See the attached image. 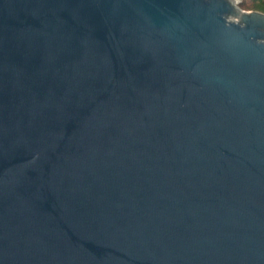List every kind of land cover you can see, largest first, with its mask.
Returning <instances> with one entry per match:
<instances>
[{
    "label": "water",
    "instance_id": "1",
    "mask_svg": "<svg viewBox=\"0 0 264 264\" xmlns=\"http://www.w3.org/2000/svg\"><path fill=\"white\" fill-rule=\"evenodd\" d=\"M241 2L0 0V264H264Z\"/></svg>",
    "mask_w": 264,
    "mask_h": 264
},
{
    "label": "rangeland",
    "instance_id": "2",
    "mask_svg": "<svg viewBox=\"0 0 264 264\" xmlns=\"http://www.w3.org/2000/svg\"><path fill=\"white\" fill-rule=\"evenodd\" d=\"M240 6L245 10H255L254 9V0H242Z\"/></svg>",
    "mask_w": 264,
    "mask_h": 264
},
{
    "label": "trees",
    "instance_id": "3",
    "mask_svg": "<svg viewBox=\"0 0 264 264\" xmlns=\"http://www.w3.org/2000/svg\"><path fill=\"white\" fill-rule=\"evenodd\" d=\"M254 9L264 12V0H254Z\"/></svg>",
    "mask_w": 264,
    "mask_h": 264
}]
</instances>
